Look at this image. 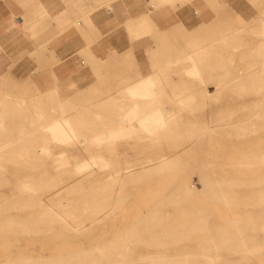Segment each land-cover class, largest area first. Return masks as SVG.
<instances>
[{"label": "rangeland", "instance_id": "obj_1", "mask_svg": "<svg viewBox=\"0 0 264 264\" xmlns=\"http://www.w3.org/2000/svg\"><path fill=\"white\" fill-rule=\"evenodd\" d=\"M72 1L79 31L120 0ZM136 1L179 20L141 35L128 20L126 44L66 83L35 84L41 68L1 80L0 264H264V0ZM153 73L140 140L92 146Z\"/></svg>", "mask_w": 264, "mask_h": 264}, {"label": "crops", "instance_id": "obj_2", "mask_svg": "<svg viewBox=\"0 0 264 264\" xmlns=\"http://www.w3.org/2000/svg\"><path fill=\"white\" fill-rule=\"evenodd\" d=\"M73 3L72 0H0V82L5 80L8 83L14 80L17 84L20 72L41 68L45 71H38L39 76L36 77L35 84L44 86L66 83L83 72L85 65L83 57L88 59L84 68L89 70L95 64L106 62L119 47L121 48V44H126L128 20H136L133 28H138L140 35L141 32L156 33V30L160 32L168 29L170 24L179 20L177 12L170 5L150 11L151 15L147 16L142 15L144 11L142 6L137 7L139 3L136 0H120L113 3L109 9L100 11L98 7L94 9L90 17V22H94L90 26L76 23L81 27L78 31L73 27L68 28V23L73 20L72 10L71 8L68 10V7ZM192 6L199 9L204 18L210 17V12L204 5L197 3ZM24 22L29 23L27 29L30 33L28 32L27 36L33 35L35 40L24 41L26 39L22 27ZM179 28H183L182 22L173 24V27L169 28L170 33H175ZM29 52H32L31 55L25 57ZM160 76V73H153L124 88L128 102L117 117H123L131 109H136L142 116L132 122L138 131L137 135L115 143L140 140L143 133L141 126L145 128L143 122L150 114L148 111L160 106L158 100L161 89L157 91L156 88ZM58 102H60L59 116H68L66 111L64 114L61 113L63 109L65 110L63 100L58 99ZM94 159L96 157L93 161ZM96 169L100 173L111 171V161L110 168L106 171Z\"/></svg>", "mask_w": 264, "mask_h": 264}, {"label": "bare ground", "instance_id": "obj_3", "mask_svg": "<svg viewBox=\"0 0 264 264\" xmlns=\"http://www.w3.org/2000/svg\"><path fill=\"white\" fill-rule=\"evenodd\" d=\"M147 4L149 5V8L150 9H155L156 6L155 4L151 3V0H146ZM263 17V16H262ZM235 42V41H234ZM197 71V70H196ZM198 73V72H197ZM229 75V74H228ZM127 93V92H126ZM150 95V94H149ZM129 96V95H128ZM130 97V96H129ZM157 98V97H156ZM140 110V109H139ZM143 114V113H142ZM142 115L140 114V112H138L136 109H131L129 110L123 117L120 118V122L115 125L112 129L108 130L107 132H102V133H99V134H95L93 135L92 139H91V143H92V146L93 145H97L100 146L99 148H101L102 146H106L109 147V144L110 143H115L116 141L118 140H123V139H128V138H132L134 137L135 135H137V130L134 128V126L132 125V122L133 121H136L138 120ZM144 116V115H143ZM155 121L153 116H150L148 119H147V122L148 121ZM60 122V121H59ZM145 123L146 121L144 122V126H145ZM157 124V123H156ZM155 125V124H154ZM160 125V124H159ZM157 126V125H156ZM167 129V128H166ZM51 132L58 136V140L59 141H63V142H66V141H70V140H73L76 136L73 135V133H71L69 130L65 129L64 127H62L61 125H53L51 128H50ZM71 130V129H70ZM155 134V133H154ZM146 136V135H145ZM147 137V136H146ZM78 141V140H77ZM106 143H105V142ZM90 142V141H89ZM90 143V144H91ZM61 144V143H60ZM65 143H63L62 145H64ZM111 144V145H113ZM110 145V147H111ZM96 147V148H97ZM113 148H114V145H113ZM101 151V150H100ZM45 152V155L47 153V150H44ZM43 153V151H42ZM101 153V152H100ZM41 154V152H40ZM44 155V156H45ZM109 155V154H108ZM263 162V160H262ZM55 164V163H53ZM57 164V163H56ZM96 168H98L100 170V167H101V164L102 161L100 160H96V161H93L92 163ZM263 164V163H262ZM61 169V168H60ZM58 170V169H57ZM113 173H116V172H113ZM111 177V176H110ZM110 178L108 177V180ZM106 180V179H105ZM34 193V192H33ZM4 204V203H3ZM2 204V205H3ZM73 209V208H72ZM57 215V214H56ZM60 215V214H59ZM39 216V215H38ZM55 216V215H54ZM89 218V217H88ZM50 222V221H49ZM241 241V239H240ZM101 248V247H100ZM99 250V249H98ZM87 260V259H86Z\"/></svg>", "mask_w": 264, "mask_h": 264}]
</instances>
